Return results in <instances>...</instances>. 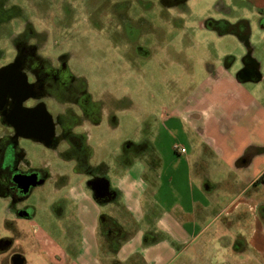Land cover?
<instances>
[{"label": "crops", "instance_id": "crops-1", "mask_svg": "<svg viewBox=\"0 0 264 264\" xmlns=\"http://www.w3.org/2000/svg\"><path fill=\"white\" fill-rule=\"evenodd\" d=\"M249 2L250 12L259 14L260 21L246 25L247 38L238 40L237 53H230L233 69L217 68L190 91L200 100L187 105V121L175 108L161 118L166 126L172 120L187 123L190 134L187 145H181L187 152L175 151L178 157H169L183 166V173L176 174L181 170L177 167L166 176L187 188L186 193L173 186L171 211L165 209L169 204L159 184L164 158L138 154L135 146L107 162L109 148L101 142L105 150L100 144L91 148L98 166L95 176L77 171L70 177L58 170L69 179L54 197L48 191L45 198L30 202L36 208L34 219L2 216V260L9 256L10 262L18 257L22 264H172L182 248L205 234L208 226L199 231L201 223L209 218L211 223L223 221L225 215L234 224L231 237L238 243L231 253L237 255L236 264H264V0ZM144 142L154 152L151 141ZM100 151L107 152L104 164L97 161ZM212 175L219 181L213 183ZM94 180L105 181L107 195L100 198ZM214 206L220 209L211 216ZM175 207L181 215L173 213ZM3 240L11 244L4 246Z\"/></svg>", "mask_w": 264, "mask_h": 264}, {"label": "rangeland", "instance_id": "rangeland-1", "mask_svg": "<svg viewBox=\"0 0 264 264\" xmlns=\"http://www.w3.org/2000/svg\"><path fill=\"white\" fill-rule=\"evenodd\" d=\"M250 6L249 0H0V67L15 63V56L25 51L30 56L26 70L31 74L36 68L64 80L67 88L61 91L59 81L47 83V104L54 114L58 105L67 109L71 126L93 121V133L86 125L77 130L90 134L87 149L95 144L103 148L98 136L100 106L109 110L107 162L125 146H136L138 154L157 153L164 158L165 173L159 184L169 204L165 209L171 211L173 186L186 193L187 188L166 176L177 167L181 170L176 174L183 173V166L169 157H178L175 146L187 145L190 134L187 123L172 120L166 126L161 118L172 115L175 108V114L187 121V105L200 100L190 91L207 75L216 74L217 68L233 69L235 58L230 53H237L238 40L247 38L238 26L260 21ZM62 94L69 95L64 103L59 99ZM148 139L154 152L143 143ZM91 153L89 172L85 154L78 151L79 171L89 177L98 168L93 163L95 152ZM98 153L97 161L103 163L107 152ZM211 177L213 183L219 181L216 175ZM219 209L214 206L211 216ZM173 213L179 215V208ZM211 219L199 226V231L208 226L205 234L182 248L172 264L237 263V255L231 253L238 243L231 237V218L224 215L223 221L213 223ZM1 231L6 229L0 223ZM9 258H0V264L11 263Z\"/></svg>", "mask_w": 264, "mask_h": 264}, {"label": "flooded vegetation", "instance_id": "flooded-vegetation-1", "mask_svg": "<svg viewBox=\"0 0 264 264\" xmlns=\"http://www.w3.org/2000/svg\"><path fill=\"white\" fill-rule=\"evenodd\" d=\"M237 30L242 35L246 34L244 25L238 26ZM28 57L25 51H20V55L15 56V63L0 67V222L6 213L34 219L36 208L30 202L45 198L48 191L53 197L56 195L69 179L68 174H59L58 170L70 173V177L81 170L78 157L81 149L86 157V168L90 169L91 147L88 151L86 146L90 134L77 130L86 125L91 133L96 128L95 124L92 120H82L71 126L73 120L65 116L67 109L60 110L59 105L54 114L47 104L46 85L50 81H59L61 91L67 88L64 86L66 82L36 68L31 74L26 70ZM68 98L69 95L62 94L59 99L64 103ZM103 108L100 106L103 113L98 136L101 142L107 144L110 129H106L105 116L109 110ZM107 127L110 128V124ZM99 137L94 139L99 140ZM124 148L126 151L127 146ZM105 186V181H92V187L99 189L96 190L100 198L108 194ZM4 222L7 226L8 222ZM2 243L4 246L11 244L7 240ZM11 264H22V260L14 257Z\"/></svg>", "mask_w": 264, "mask_h": 264}, {"label": "built area", "instance_id": "built-area-1", "mask_svg": "<svg viewBox=\"0 0 264 264\" xmlns=\"http://www.w3.org/2000/svg\"><path fill=\"white\" fill-rule=\"evenodd\" d=\"M175 150L177 151V152H179L180 154H185L186 152H187V150H186V148H184V147H182V146H175Z\"/></svg>", "mask_w": 264, "mask_h": 264}, {"label": "water", "instance_id": "water-1", "mask_svg": "<svg viewBox=\"0 0 264 264\" xmlns=\"http://www.w3.org/2000/svg\"><path fill=\"white\" fill-rule=\"evenodd\" d=\"M96 189L99 190L98 188H96ZM96 189H95V190H96Z\"/></svg>", "mask_w": 264, "mask_h": 264}]
</instances>
